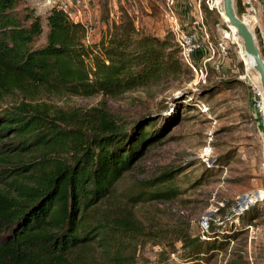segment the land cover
Returning <instances> with one entry per match:
<instances>
[{
	"label": "trees",
	"instance_id": "1",
	"mask_svg": "<svg viewBox=\"0 0 264 264\" xmlns=\"http://www.w3.org/2000/svg\"><path fill=\"white\" fill-rule=\"evenodd\" d=\"M21 4L0 0V264H145L139 245L147 235L132 203L169 199L174 192L160 189L180 170L150 181L149 198L145 192L128 196L131 203L112 197L120 178L163 143L161 135L191 108L185 103L193 94L176 99V112L165 119L160 112L126 123L105 108L65 112L31 97L43 92L117 98L183 83L190 72L175 38L141 34L125 16L85 44L82 25L53 7L39 44L42 16L31 6L18 10ZM236 11L240 16L238 5ZM12 94L22 99L3 104ZM217 230L211 224L207 240L179 236L182 254L170 264H200L216 249L208 241L219 236H213Z\"/></svg>",
	"mask_w": 264,
	"mask_h": 264
},
{
	"label": "rangeland",
	"instance_id": "2",
	"mask_svg": "<svg viewBox=\"0 0 264 264\" xmlns=\"http://www.w3.org/2000/svg\"><path fill=\"white\" fill-rule=\"evenodd\" d=\"M48 1L22 0L18 7L22 10L31 6L42 16L44 34L39 44L45 42L48 12L54 4V0ZM117 2L121 4V0ZM124 2L127 7L131 6L127 0ZM155 2L153 16L161 18L163 0ZM195 3L196 0H189L188 7L195 12L196 20H200ZM115 5L113 0H107V3L102 0L100 8L98 0H91L90 17L85 13L84 18L96 30L93 41L115 23L110 15ZM236 5L239 6L238 0H235ZM201 8L207 32L211 31L216 38L210 42L221 66L220 70H211V64L205 81L195 76L180 58L190 73L183 83L172 87H166L165 82L148 91L129 92L117 98H81L38 92L31 101L65 112L105 108L112 118L126 123L160 112L165 119L174 113L175 100L191 92L193 95L185 103L191 108L180 112L178 119L165 130L159 139V143H163L155 144L151 150L150 146L146 147L149 151L116 183L112 199L130 202L128 196L142 192L149 198L153 191L150 181L168 170L179 169L175 179L160 189L174 192L169 199L132 203L147 235L140 241L139 261L145 264L178 262L182 251L177 238L189 233L207 240L208 237H201L200 219L210 213L211 224L218 228L213 236H219L208 241L215 244L216 249L202 257L200 264H264V116L253 106L251 88L242 80L250 66L245 61L241 40L231 26L230 29L226 18L211 14L203 4ZM156 33H164L158 38L171 34L176 41V34L165 22ZM249 72L258 77L252 68ZM213 86L218 87L207 95L206 90ZM20 99L17 94H12L4 98L3 104H16ZM208 147L212 149L210 162L204 156ZM259 194L263 197L252 203L251 199L258 198ZM245 198L251 201L249 208L238 214L237 207L243 205ZM241 216L245 218L241 220Z\"/></svg>",
	"mask_w": 264,
	"mask_h": 264
},
{
	"label": "built area",
	"instance_id": "3",
	"mask_svg": "<svg viewBox=\"0 0 264 264\" xmlns=\"http://www.w3.org/2000/svg\"><path fill=\"white\" fill-rule=\"evenodd\" d=\"M197 2L198 8L200 10L201 5L203 4V6H205L209 11L217 12L223 16L222 0H197ZM48 3H51V1L49 0ZM238 3L241 10L239 17L254 33L264 59V0H238ZM90 4L91 0H54V4L52 5V7H57L60 9L71 21L80 23L82 25L84 29L83 42L85 44L94 42L93 39L96 31L92 24L84 18L85 13L90 17ZM176 4L177 0H166L167 17L170 21L175 19ZM200 18H202V12L200 14ZM201 27L203 28V38L197 36L196 32L182 31L178 27H173L172 30L176 34L179 56L182 62L188 67L190 71L193 72L195 76L201 77L202 80L205 81L211 64L217 70H220L221 66L220 63L215 59L216 50L214 49L213 44L210 42V36L206 30V27L203 24H201ZM203 50H206L208 55L198 59L197 55ZM249 71L250 70L248 69L245 71V73L242 75V80L251 88L253 94V106L257 112L264 116V92L262 90L259 78L251 76ZM211 150L212 149L208 147L204 151V156L207 157L204 159L207 162H210L208 158L210 156L209 153ZM250 203L251 201L249 200L245 202V204L238 206L236 210L237 213L242 214L244 211H246L249 208ZM211 221L212 219L210 213L204 215L200 219L202 234L201 237L203 239H206L210 232Z\"/></svg>",
	"mask_w": 264,
	"mask_h": 264
},
{
	"label": "crops",
	"instance_id": "4",
	"mask_svg": "<svg viewBox=\"0 0 264 264\" xmlns=\"http://www.w3.org/2000/svg\"><path fill=\"white\" fill-rule=\"evenodd\" d=\"M113 1L116 2V5L110 10V15L115 20V23L119 24L125 16H129L133 20L137 31L141 34H150L156 37L162 36L164 33H156V31L162 27L165 22L171 30L173 27H178L182 31L196 32L197 36L203 38V28L201 27V24L205 27L206 25L203 19V10L202 8L201 10L198 8L197 0L195 4L198 9V15L202 12V18H200V20H196L195 12H192V10L188 7L189 0H177V4L175 6V19L173 21H170L167 17L166 0H163V5L161 4V18L157 17V15L153 16L152 6L156 4L155 0H127L128 4L131 5L130 7L125 5L124 0H121V4L119 5L117 0ZM104 2L107 3V0H103V3ZM98 5L101 8L102 0H98ZM207 55V51L203 50L197 55V57L198 59H201ZM212 69H214V66L211 67V70Z\"/></svg>",
	"mask_w": 264,
	"mask_h": 264
},
{
	"label": "water",
	"instance_id": "5",
	"mask_svg": "<svg viewBox=\"0 0 264 264\" xmlns=\"http://www.w3.org/2000/svg\"><path fill=\"white\" fill-rule=\"evenodd\" d=\"M223 19L235 29L237 37L241 40L245 55L253 61V70L257 73L262 90L264 92V59L262 57L257 39L247 24L238 16L235 6V0H222ZM258 196V195H257ZM244 203L249 201L245 198Z\"/></svg>",
	"mask_w": 264,
	"mask_h": 264
},
{
	"label": "bare ground",
	"instance_id": "6",
	"mask_svg": "<svg viewBox=\"0 0 264 264\" xmlns=\"http://www.w3.org/2000/svg\"><path fill=\"white\" fill-rule=\"evenodd\" d=\"M225 17V16H224ZM232 27V26H231ZM233 28V27H232ZM233 31H234V33H235V29L233 28L232 29ZM244 53V52H243ZM245 54V53H244ZM244 57H245V61H246V63L250 66V68H252L253 69V61L248 57V56H246V55H244ZM250 68H247L248 70H250ZM251 197V196H250ZM263 197V194H259L258 195V198H256V197H254V198H252L251 199V201H252V203H254V201L256 200V199H261Z\"/></svg>",
	"mask_w": 264,
	"mask_h": 264
}]
</instances>
